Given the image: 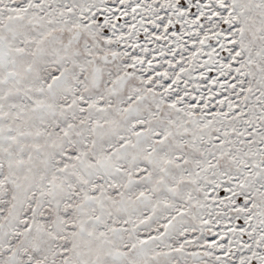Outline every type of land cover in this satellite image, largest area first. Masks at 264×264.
<instances>
[{
	"label": "snow or ice",
	"instance_id": "6c2138e0",
	"mask_svg": "<svg viewBox=\"0 0 264 264\" xmlns=\"http://www.w3.org/2000/svg\"><path fill=\"white\" fill-rule=\"evenodd\" d=\"M0 264H264V0H0Z\"/></svg>",
	"mask_w": 264,
	"mask_h": 264
}]
</instances>
